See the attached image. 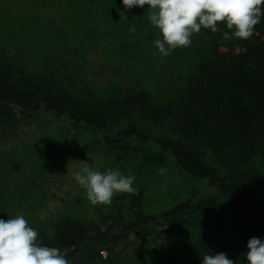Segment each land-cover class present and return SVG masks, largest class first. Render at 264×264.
Returning a JSON list of instances; mask_svg holds the SVG:
<instances>
[{
  "label": "trees",
  "instance_id": "16d2710c",
  "mask_svg": "<svg viewBox=\"0 0 264 264\" xmlns=\"http://www.w3.org/2000/svg\"><path fill=\"white\" fill-rule=\"evenodd\" d=\"M81 1L85 4V0ZM99 1L107 11L112 9L105 15L116 23L118 13L113 11L117 9L116 0ZM85 12L80 10L79 13L84 19L91 15ZM113 24L110 27L114 31ZM218 27L221 32L212 33L209 29L211 43L204 49L189 46L175 50L177 59L172 62V68L180 63L185 65L180 62L183 54L193 52L196 57L187 68V74L180 76L184 84L175 86L172 80L168 86L173 93L164 98L156 94L158 79L149 86L136 82L123 88L122 83L114 81L100 89L80 83L74 86L65 79L71 78L69 70L63 71L49 59L36 62L35 68L27 61H17L18 75L6 60L0 59L1 136L9 128L25 123L26 117L40 113L99 131L123 121L110 134L104 135L107 144L134 140L152 146L161 155H171L190 176L203 180L205 191L208 190V193L195 192L163 210L138 212L129 217L110 211H101L94 218L74 213L58 214L36 230L38 243L60 249L71 264H88L93 260L92 251L88 250L93 243L166 223V229L171 232H189L197 236L198 256L203 258L224 252L234 264H248V240L252 237L264 240V191L257 189L258 183L244 179L241 171H223L216 167L205 158L200 147L211 150L218 162L228 168L246 166V171H255L256 160L264 168V16L247 40L225 39L223 31L229 30L224 24ZM58 33L78 37L80 29L74 30L71 26ZM84 33L89 36L88 43L82 40L76 48L83 51L97 47L94 29L86 27ZM139 48L130 50L142 57L144 53ZM126 49L123 44H117L116 55ZM57 68L65 78L54 73ZM133 114L168 132H156L136 121ZM62 128L59 134H64L65 127ZM4 193L0 190V219L5 220L11 217L19 203L11 200L15 198L13 192ZM142 197V190L132 195L133 204ZM222 209L232 210L239 217L237 227L230 233L220 227L219 231L210 228L209 220ZM82 247L91 252L90 256L85 259L81 254L75 259L77 250Z\"/></svg>",
  "mask_w": 264,
  "mask_h": 264
},
{
  "label": "rangeland",
  "instance_id": "374dc122",
  "mask_svg": "<svg viewBox=\"0 0 264 264\" xmlns=\"http://www.w3.org/2000/svg\"><path fill=\"white\" fill-rule=\"evenodd\" d=\"M94 1L97 4L93 5ZM99 2L0 0V59L6 60L17 75V69L20 70L17 61H27L35 68L36 62L49 59L63 71L69 70L71 78L62 76L59 68L54 73L74 86L80 83L100 89L113 81L119 85L122 83L123 88L136 82L149 86L158 79L156 94L161 98L173 93L168 86L172 80L175 86L184 84L185 80L180 76L187 74V68L191 67L196 56L193 52L183 54L180 62L185 65L180 63L172 68L177 49L165 57L155 46L154 41L162 39V34L149 20L148 5L126 10L122 0H116L117 9L113 11L118 14L115 23L105 15L112 9L107 11ZM83 5L86 6L80 8ZM80 10L91 15L84 19ZM111 23L116 30H112ZM71 26L74 30L80 29L78 37L59 35L58 32ZM86 27L94 29L98 45L80 51V41L88 43L89 36L84 33ZM211 35L209 29L202 28L199 34L192 36L190 47L204 49L211 43L208 41ZM119 43L127 49L116 55ZM135 47L143 50L142 57L130 50ZM132 116L158 133L167 131L140 120L136 114ZM122 123H112L106 130L99 131L40 113L26 117L25 123L9 128L2 133L5 135L0 133V190L4 194L13 192L15 198L11 200L19 203L11 217L23 215L29 226L37 230L62 213L94 218L101 211H110L129 217L138 212L163 210L195 192L205 191V182L183 171L169 154L161 155L156 148L134 140L107 144L104 135ZM62 127H65L64 134H59ZM200 149L219 169L241 171L244 179L258 183L257 189L264 191V168L258 160L255 171H246V166L228 168L218 162L211 150L203 146ZM85 166L101 172L119 170L124 176H134L132 186L142 190V199L134 205L132 195L118 193L110 205H93L86 190L75 179V174ZM219 212L209 220L210 228L219 231L220 227L229 233L234 231L238 215L228 209ZM166 227V223L149 225L132 234L109 236L104 242L93 243L88 249L92 251L93 260L88 264H200L202 257L196 250L197 236L193 237L189 232H171ZM81 249L77 250L75 259L81 254L85 259L90 256L91 252Z\"/></svg>",
  "mask_w": 264,
  "mask_h": 264
},
{
  "label": "clouds",
  "instance_id": "9594fccd",
  "mask_svg": "<svg viewBox=\"0 0 264 264\" xmlns=\"http://www.w3.org/2000/svg\"><path fill=\"white\" fill-rule=\"evenodd\" d=\"M126 10L148 5L151 24L159 29L162 39L154 41L159 52L167 57L172 50L192 44V36L201 29L221 32L226 25L225 39H250L255 26L264 16V0H122ZM126 19V16H125ZM93 205H110L118 193L138 194L134 176L119 170L101 172L85 166L75 174ZM39 233L23 215L0 219V264H71L60 249L38 243ZM248 264H264V240L252 237L247 243ZM202 264H234L226 253L205 255Z\"/></svg>",
  "mask_w": 264,
  "mask_h": 264
}]
</instances>
